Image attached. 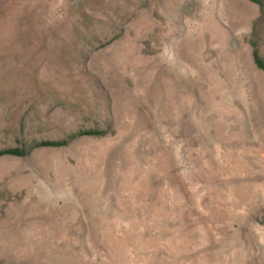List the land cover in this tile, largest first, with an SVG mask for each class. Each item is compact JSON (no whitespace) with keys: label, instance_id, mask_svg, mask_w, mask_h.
Returning <instances> with one entry per match:
<instances>
[{"label":"rangeland","instance_id":"1","mask_svg":"<svg viewBox=\"0 0 264 264\" xmlns=\"http://www.w3.org/2000/svg\"><path fill=\"white\" fill-rule=\"evenodd\" d=\"M0 264H264V0H0Z\"/></svg>","mask_w":264,"mask_h":264}]
</instances>
